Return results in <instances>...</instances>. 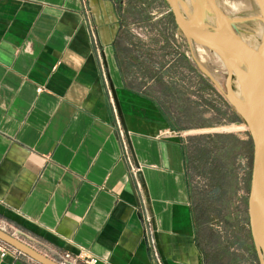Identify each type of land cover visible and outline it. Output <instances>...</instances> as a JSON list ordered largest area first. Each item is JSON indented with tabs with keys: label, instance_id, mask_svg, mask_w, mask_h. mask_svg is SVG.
I'll return each instance as SVG.
<instances>
[{
	"label": "crops",
	"instance_id": "obj_1",
	"mask_svg": "<svg viewBox=\"0 0 264 264\" xmlns=\"http://www.w3.org/2000/svg\"><path fill=\"white\" fill-rule=\"evenodd\" d=\"M166 5L0 0V227L51 259L257 262L246 232L241 250L213 228L231 210H209L205 197L222 194L193 183L189 145L213 135L191 134L227 111L199 89ZM199 108L209 120L198 122ZM235 175L245 183V168ZM27 256L11 252L0 264H41Z\"/></svg>",
	"mask_w": 264,
	"mask_h": 264
},
{
	"label": "rangeland",
	"instance_id": "obj_2",
	"mask_svg": "<svg viewBox=\"0 0 264 264\" xmlns=\"http://www.w3.org/2000/svg\"><path fill=\"white\" fill-rule=\"evenodd\" d=\"M217 1L224 8L230 2L235 0ZM166 8L168 9L167 12L169 13L168 15L170 16V19L174 21V16L168 3L166 5ZM176 28L178 27L176 26ZM181 41L183 53L186 56L188 55L187 59H190L189 57H192L191 62L193 63V67L197 68V82L199 89L205 90L207 92L206 95H213L214 106H216L217 108L216 112L220 109V102L222 101H224V110L227 111L223 113V116H225L226 119L222 120L220 116H218L220 114L216 113L217 115L213 116V127L204 130L198 129L191 134V137H195L197 135V138L201 136L202 132H208L209 134L211 133L213 135V137L209 136V138H199L198 140H204L203 143L198 142L197 140H195V138L192 141L194 144L192 143L189 145L190 147L188 149V155L193 159L195 163L198 160H195V157H202L205 160H203L202 162L200 161L201 159L198 160L199 165L197 168H195V163L191 165L193 183L194 185L199 187L198 189H208V191L213 190L214 194H222L221 199H218L216 203L213 197L211 198V200L210 198L205 197L204 206L208 204L207 209L215 210V207L217 205H221L220 203L225 202L224 204H226V207H228L229 210L233 211V213H231V211L225 213L226 218H224L222 221L215 220L213 222L214 227H212L217 230V234L221 237V242H223L224 245L229 243L230 245L239 246V248L243 250L245 246L242 242V233L246 232V239L244 238V241H247V244L249 243L250 250L246 248L244 251L247 252L248 256L249 251H251V253L255 257L257 256V262H255L254 264H261L250 233L247 205L246 211L244 213H240V220L237 218L236 211L238 205L236 188L239 182V194L244 195L243 197H245V202L247 204L249 188L248 177L250 175L253 151V145L248 126L242 119V117L237 113L235 107L227 99L226 85L228 77H226L224 61L215 52L209 50L204 46L195 43L189 45L190 42L183 34L181 36ZM194 60H197L196 66H194ZM193 77L194 76L192 75V78ZM231 86L235 92V95L239 97L243 94V87L245 85L239 91L240 95H238L237 93L238 88L236 87V85L231 82ZM205 119H210L209 114L208 116H205V114L202 112V109L199 108L197 114L198 122L200 123L202 121H205ZM217 135H220V137H218ZM244 138L245 142L242 141V139ZM195 142H197V144ZM244 168L245 171H247L248 180H245V183L241 184V179L240 181L237 180V175L235 174L239 172V175L241 177L243 175ZM242 185H244L245 190H241ZM243 206L244 204L240 200L239 208H243ZM211 213L216 214L215 211H211ZM242 219L245 220L244 227L242 226ZM215 240L217 242L216 237Z\"/></svg>",
	"mask_w": 264,
	"mask_h": 264
},
{
	"label": "water",
	"instance_id": "obj_3",
	"mask_svg": "<svg viewBox=\"0 0 264 264\" xmlns=\"http://www.w3.org/2000/svg\"><path fill=\"white\" fill-rule=\"evenodd\" d=\"M174 16V21L190 43H195L215 52L229 65L230 76L235 73L242 82L240 69H249L243 80V94L237 96L231 86L230 76L227 79L226 96L235 107L237 113L248 126L252 140L253 151L249 175L247 196V212L251 237L260 259L264 264V65H252L253 60L264 63V31L262 42L256 48L241 47L239 37L233 35L227 27L225 15L218 8L215 0H200L198 10L205 15V19H195L196 13L188 12L184 8V0H166ZM264 14V0H258ZM238 44V45H236ZM250 68L247 67V64ZM253 66V67H252ZM248 85V87H247ZM247 88V89H246ZM111 91L117 105L118 113L122 117L117 94L111 83ZM0 239L20 250L41 264H59L50 257L37 251L18 237L0 227Z\"/></svg>",
	"mask_w": 264,
	"mask_h": 264
},
{
	"label": "bare ground",
	"instance_id": "obj_4",
	"mask_svg": "<svg viewBox=\"0 0 264 264\" xmlns=\"http://www.w3.org/2000/svg\"><path fill=\"white\" fill-rule=\"evenodd\" d=\"M199 1L200 0H186V1H184V8L188 12L187 14H189L191 12L196 13V10H198L197 9L198 8L197 5H198ZM215 1L217 3L218 8L225 15L226 24H227V27L230 30H232L231 33L233 35L239 37L241 45H238V44H236V45L241 46V47H245V46H250V45H253V44H257L259 38L262 37V31H260V30L256 31L255 30L250 35H245V34L243 35L241 33V31L239 30V28L234 23L235 22L234 16H236L238 13H240V12H242L244 10H249L251 6L249 4H247L245 1H237V2H231V3H229L228 5H226L223 8V6L217 0H215ZM197 12H200V10H198ZM195 19H199V20L202 19L203 20V19H205V15L200 12L199 14H196ZM255 48H256V46H255ZM254 63L256 65H258V66L261 65V69H259V73H261L263 71V65H264L262 60H259V59L258 60H253V62H252L253 66H255ZM230 78H231L232 83H234L236 85V87L238 88L237 93H238V95H240L239 91L243 87V83L239 80V76L233 75L232 77L230 76Z\"/></svg>",
	"mask_w": 264,
	"mask_h": 264
},
{
	"label": "flooded vegetation",
	"instance_id": "obj_5",
	"mask_svg": "<svg viewBox=\"0 0 264 264\" xmlns=\"http://www.w3.org/2000/svg\"><path fill=\"white\" fill-rule=\"evenodd\" d=\"M237 1H245L247 4H249L251 6L249 10H244V11L238 13L236 16H234V18H235V22L234 23L239 28L241 33L243 35L244 34L245 35H250L255 30L256 31L260 30V31H262V35H263V31H264V14H263V11L261 9L259 1L258 0H235V1H232V2H237ZM261 41H262V37L259 38L257 44L250 45L251 48H255V46L258 47L260 45ZM246 64H247V67L250 68V66L248 65L247 62H246ZM224 66H225V71H226V77H229L230 76V72H229L228 63L224 62ZM240 71H241V74H242V83H243V80L247 77V74L250 71H249V69H245V68H241ZM233 75H236V74L233 72V73H231V77ZM225 83H226V81H225Z\"/></svg>",
	"mask_w": 264,
	"mask_h": 264
},
{
	"label": "built area",
	"instance_id": "obj_6",
	"mask_svg": "<svg viewBox=\"0 0 264 264\" xmlns=\"http://www.w3.org/2000/svg\"><path fill=\"white\" fill-rule=\"evenodd\" d=\"M14 253L16 255H25L20 250L11 246L7 242L0 239V256H5L8 253ZM31 261H35L33 258L27 256ZM54 260V259H53ZM59 264H97L99 262L97 257L86 254H73L69 251H63L59 260H55ZM38 263V262H37Z\"/></svg>",
	"mask_w": 264,
	"mask_h": 264
},
{
	"label": "trees",
	"instance_id": "obj_7",
	"mask_svg": "<svg viewBox=\"0 0 264 264\" xmlns=\"http://www.w3.org/2000/svg\"><path fill=\"white\" fill-rule=\"evenodd\" d=\"M245 172H246V173H245V174H246V176H245V180H248V179H247V176H248L247 171H245ZM248 178H249V177H248ZM248 185H249V180H248ZM246 205H247V204H246Z\"/></svg>",
	"mask_w": 264,
	"mask_h": 264
}]
</instances>
